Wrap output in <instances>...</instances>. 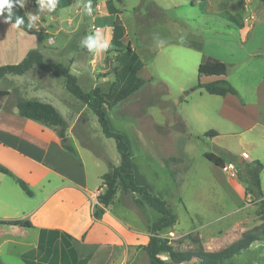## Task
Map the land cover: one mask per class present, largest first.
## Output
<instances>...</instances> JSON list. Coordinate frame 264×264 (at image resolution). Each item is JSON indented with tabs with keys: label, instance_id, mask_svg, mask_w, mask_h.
Instances as JSON below:
<instances>
[{
	"label": "crops",
	"instance_id": "obj_1",
	"mask_svg": "<svg viewBox=\"0 0 264 264\" xmlns=\"http://www.w3.org/2000/svg\"><path fill=\"white\" fill-rule=\"evenodd\" d=\"M77 1L68 7H62L60 3L58 6L71 12ZM109 1L112 0L102 6L98 0L94 5L95 9L100 8L103 17L98 19L99 27L93 28L109 41L108 50L100 57L82 50L74 56L66 55L63 47L46 51L44 48L56 44L51 35L43 37L42 43V37L12 27L13 23L0 18V66L18 64L30 51L39 50L45 62L61 63L70 71L74 68L79 84L81 79L90 81L91 87L86 92L96 87L110 92L107 100L112 109L105 107V111L111 130L121 133L128 145L135 183L166 200L173 211V208H180L185 214L188 224L180 218L178 211H174L177 222L171 231L173 234L198 233L199 244L206 250L213 246L224 249L242 238V187L224 168L206 160L205 153L212 152L206 145L208 140L213 141L221 135L235 137L245 162L256 160L248 159L247 149L264 146V34L255 32L257 27L264 26V11H250V18L240 22L242 43L227 41L232 48L227 49L223 57H216L203 53L196 42L172 36L166 37L160 47L150 43V39L133 46L131 42L124 44L122 41L127 35L125 32L122 47L118 48L113 43L117 16L110 11ZM82 13L80 8L75 10V17L67 18L68 22L73 24ZM95 13L92 16L95 17ZM106 14L108 19H105ZM62 17L61 14L54 15V20L58 22ZM42 19L46 26L51 25L38 15L37 21L42 23ZM79 28L77 22L73 32H78ZM39 31L48 34V29ZM51 38L53 44L48 43ZM128 46L132 53L120 55L119 51ZM204 57L224 62L227 73L202 76L198 80L201 83L227 80L238 90L240 97L209 95L202 89H195L199 81L187 73L184 61L191 59L199 66V60ZM113 61L112 67L109 62ZM86 64L95 72L93 79L83 72ZM42 75L34 68L21 76ZM6 77L0 80V90L7 93L0 107V164L25 181L33 195L28 196L13 177L0 172V220H24L32 224L33 228L28 230L35 233L36 242L21 254L22 259L30 250L42 249L45 256L58 242L60 258L39 257L37 252L31 264H150L144 247L151 237L148 226L156 220L149 218L146 204L138 203L139 195L123 194L119 190L103 217L100 220L93 217L97 198L106 188L102 176L109 172L108 163L111 162L91 143L73 133L79 121L87 120L84 116L90 111L87 106H81L72 124L62 116L67 124V138L62 140L53 128L18 115L19 101L42 99H22L15 88L2 86L9 82ZM39 88L45 90L43 97L47 99L41 102L53 105L59 113L58 106L62 102L57 104L55 100L70 103L65 95L56 91L54 82L44 81ZM160 89L162 91L157 93L166 97L157 104L153 90ZM185 90L189 93L181 99L177 94ZM168 96L170 101L166 99ZM167 102L170 106L176 105V109H165L162 104ZM141 106L144 112L135 114ZM151 106L157 107L158 112L149 110ZM158 130L172 133L160 135ZM210 131L218 135L205 138ZM130 136L134 139L133 144ZM63 143L72 146L75 153L68 151ZM173 158L183 163L167 166L165 160ZM172 165L186 168L182 171L177 193ZM217 195L223 197L229 207L218 203Z\"/></svg>",
	"mask_w": 264,
	"mask_h": 264
},
{
	"label": "rangeland",
	"instance_id": "obj_2",
	"mask_svg": "<svg viewBox=\"0 0 264 264\" xmlns=\"http://www.w3.org/2000/svg\"><path fill=\"white\" fill-rule=\"evenodd\" d=\"M106 1L108 0H100L102 6H104V2ZM78 2L82 3L86 2V0H78L73 9H71V12L69 9H62L57 5V8L53 13H39V15L47 22H50L51 25L46 26L42 19V23L36 21L34 26L38 30L48 29V34L41 32L42 35H44L43 37L51 35L56 41L54 47L47 46L44 48L46 51L53 52L63 47L66 55H77L82 49L79 46L81 38L97 31L94 30L93 26L99 27L100 21H98V19L103 16L95 13L93 0H91V2L93 13L96 15L95 17L82 13L80 18L74 19L73 24L68 22L67 18L71 19L75 17V10L79 9L77 7ZM112 2L121 12L120 18L123 26H125V32L127 33L122 40L124 44L131 42L133 46H137L150 39V43L153 42V44L157 46L161 40L163 41L166 37L172 36L178 37L180 40L186 39V42H196L201 47V50H203V53L205 52L206 54L216 57H223V55L226 54V50L232 48V44L227 41H232L234 44L242 43V26H240V22L242 23L243 20L250 18V11H258L259 13L262 10L264 11V0H250V2L249 0H112ZM22 4L28 17L33 13H37L31 0H22ZM246 8H248L249 11H247ZM57 14L63 15L58 22L54 20V15ZM237 14L239 15L238 17L235 16ZM232 15L235 16V18H232ZM49 17H51V19H49ZM108 18L109 15L106 14L105 19ZM77 22L80 24L79 31L73 32ZM249 24L250 26L253 25L252 22ZM255 32L263 35L264 26L257 27ZM155 36H158L159 38L154 39ZM40 41L43 43L44 39L41 38ZM199 61L201 63L202 60L200 59ZM109 63L112 67L115 65L114 61ZM184 66L188 68L189 72L187 73H191L196 79L195 81H199V66L195 64V61L193 62L191 59L185 60ZM73 71L74 68L71 70L72 74H74ZM41 72L44 74L42 75L43 77L9 75L6 77L9 78V82L3 83L2 86L15 88V91L22 99L40 97L42 99L41 101H46L47 99L43 97V95L46 94L45 90H42L39 87L44 81L54 82L56 91L65 95L67 101L70 102L69 104H62V99L55 100L57 104L58 102H62L59 104L58 109L61 116H63L69 124H72L74 117L77 115V111L83 106V103L66 90L63 78L58 77L59 79H54L50 73ZM83 72L91 77L93 76L92 74L95 73L92 71V67L89 64L83 66ZM79 85L85 92L91 87L90 81L84 79H81ZM161 91V89L158 91L153 90V98L157 104H160L166 97L165 95H161V93H157ZM186 93H189V90H185L177 95L184 97L186 96ZM183 97L181 99H183ZM166 99L170 101L169 96ZM162 105L165 109L169 108L170 111L176 109V105L174 106L172 104L170 106V102L163 103ZM147 109L148 108L145 109V112ZM150 109L152 112H158V109L155 106L149 107V110ZM142 110L144 112L143 107L140 110H136V113H134L138 114V112ZM120 113L123 114L124 112ZM84 116L87 120L85 122L79 121L73 129V133H75L77 137H80L81 140H87V143H91L99 153L106 156L109 162L113 164L120 163L121 158L117 151L115 141L108 139L103 135L97 117L91 111H87ZM129 119L135 120L130 117ZM158 132L160 135L162 133H172L171 131L164 132V130H158ZM131 137L132 136L129 138L133 144L134 139ZM207 144L206 148L209 151L225 158L228 163H234L236 166L238 165L237 163L242 155L239 152L240 148L237 145V138L221 135L213 141L208 140ZM246 151L249 153V157L246 156L249 160L256 159L261 161L264 165V146H261L260 149L250 148ZM119 165L120 164L117 166ZM184 167V165H172V169L180 174ZM236 174L234 176L235 180ZM261 181L264 191V169L261 173ZM215 200L218 203H222L226 207H229L228 202L220 195H217ZM147 208L150 219L157 220L160 217V214L157 211L149 206H147ZM173 209L176 212L178 211L180 218L184 219L186 224H188V221H186L187 218L181 209ZM241 209L243 210L242 236L257 235L263 237L264 216L261 211L262 207L260 203L253 201V197L249 196L247 201L243 202ZM165 235L172 239L173 246L182 251L195 249L198 245L196 244L197 239H199L198 233H192L189 234V236H181L168 232ZM35 242V233L31 230L0 225V262L4 264H25L24 261L31 263L38 253L39 257L41 255L48 258L51 256L53 258H60L62 256L59 253L60 243L57 242L52 246V249L50 250L51 252L45 254V256L42 249L39 251L30 250L23 255L22 259L21 254L30 247L29 245H32ZM221 249L222 248L213 246V248H208V251H218ZM227 264H264V242L252 245L249 250L235 255L227 262Z\"/></svg>",
	"mask_w": 264,
	"mask_h": 264
},
{
	"label": "trees",
	"instance_id": "obj_3",
	"mask_svg": "<svg viewBox=\"0 0 264 264\" xmlns=\"http://www.w3.org/2000/svg\"><path fill=\"white\" fill-rule=\"evenodd\" d=\"M34 4V9L38 13L40 11L37 0H31ZM74 0H59L62 7H68ZM98 0H93V4L96 5ZM110 11L117 16L113 30L115 33V41L118 48L122 47V38L125 35V29L122 26L119 18L120 11L114 7L112 1L108 2ZM8 13L5 10L4 15L0 18H7ZM17 18L24 19V22L18 27L22 28L25 32L31 35L42 37V33L33 25L29 26L28 16L22 6L17 4L13 9V15L10 23H15ZM87 52L86 48L81 49ZM121 54H131L132 49L128 46L126 49L119 51ZM120 55L117 56V60ZM37 68L40 71L50 73L55 77H61L64 79L65 87L67 91L81 101L87 108L97 117L98 123L101 127L103 135L115 141L117 151L121 157V163L119 166H114L112 163H108L109 172L102 176L103 184L105 185V192L98 196L97 204L95 205L93 217L95 220H100L106 209L110 207L116 198L119 190L123 194H137L140 197L138 203L146 204L150 208L154 209L160 214L158 220L148 226L151 234L150 241L147 246L144 247V251L149 257L150 264H227L235 255L248 250L252 245L260 242H264L263 237L257 235L242 236L241 239L232 243L228 247L219 251H208L202 245L198 244L195 249L182 251L173 246L172 239L165 234L171 232L177 222V215L170 208L166 200H162L156 195L150 193L147 188L138 186L134 180V170L129 154V148L125 142L122 134L111 130L105 107L112 109V105L108 102L110 92H103L100 88L85 92L78 83L77 77L71 73L70 68L61 63H47L44 61V57L39 50H32L28 53L26 58L18 64H8L0 66V80L8 75L21 76ZM199 78L202 76H222L227 73V65L217 59L211 57H204L199 65ZM117 83V80L113 85ZM195 89H202L209 95L225 96L232 94L239 96L238 90L227 80H218L210 83H201L200 81L195 86ZM7 96V93L0 90V100ZM242 101V99H241ZM18 115L36 122H40L48 127L53 128L60 139H66L67 124L58 110L49 103H44L38 100H21L17 103ZM218 134L214 131L207 132L205 138L215 137ZM63 146L75 153V150L68 143H63ZM205 158L208 162L224 168L227 164V160L215 153H205ZM238 161V160H236ZM167 166L170 163H183L179 159L173 158L169 161L165 160ZM236 181L242 187V196L244 202L247 201L249 196L253 197V201L260 203L262 207V213L264 216V191L262 188L261 173L263 172L264 165L259 160L251 162L237 163ZM187 167V166H186ZM186 168H184V171ZM183 171V172H184ZM0 172L13 177L21 189L25 191L28 196H32L33 192L29 188L28 184L22 179L15 177L13 173L6 167L0 164ZM181 172V174L183 173ZM181 174L176 171H172V177L175 181L176 188L175 193L178 192L181 185ZM122 200V199H121ZM0 225L20 227L25 229L33 228L29 221L24 220H0ZM189 236V235H188ZM163 257H166L163 258ZM27 264H31L26 262ZM0 264H4L0 262Z\"/></svg>",
	"mask_w": 264,
	"mask_h": 264
},
{
	"label": "clouds",
	"instance_id": "obj_4",
	"mask_svg": "<svg viewBox=\"0 0 264 264\" xmlns=\"http://www.w3.org/2000/svg\"><path fill=\"white\" fill-rule=\"evenodd\" d=\"M40 11L38 13H33L28 17L29 26H33L37 19L38 15L41 12L53 13L55 12L59 0H37ZM19 4L22 6V0H0V16L4 15L5 10H7L8 16L6 18V22L10 21L13 15L14 7ZM77 7L81 9V11L88 16L93 14V7L91 0H86V2H82L77 4ZM51 19V17H49ZM24 22V19L17 18L16 22L12 25V27H18L20 24ZM158 36H155L154 39H158ZM163 41L157 45L161 46ZM80 47L86 48L87 51L92 54L94 57H100L104 52H106L109 48V41L106 37H104L99 30L95 31L93 34L86 35L80 40Z\"/></svg>",
	"mask_w": 264,
	"mask_h": 264
},
{
	"label": "built area",
	"instance_id": "obj_5",
	"mask_svg": "<svg viewBox=\"0 0 264 264\" xmlns=\"http://www.w3.org/2000/svg\"><path fill=\"white\" fill-rule=\"evenodd\" d=\"M99 9L100 8H96L95 11L97 14L101 15V13H99ZM48 43L53 44V39L51 38ZM224 170H226L230 174L231 179L234 180V176L237 173V166L234 163H227Z\"/></svg>",
	"mask_w": 264,
	"mask_h": 264
},
{
	"label": "water",
	"instance_id": "obj_6",
	"mask_svg": "<svg viewBox=\"0 0 264 264\" xmlns=\"http://www.w3.org/2000/svg\"><path fill=\"white\" fill-rule=\"evenodd\" d=\"M186 95H188V93H186ZM4 98H5V97H4ZM4 98H3L2 100H0V107L3 105V100H4ZM65 141H66V139H65ZM243 162H244L243 158L240 157V158H239V163L242 164Z\"/></svg>",
	"mask_w": 264,
	"mask_h": 264
}]
</instances>
